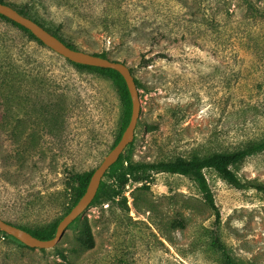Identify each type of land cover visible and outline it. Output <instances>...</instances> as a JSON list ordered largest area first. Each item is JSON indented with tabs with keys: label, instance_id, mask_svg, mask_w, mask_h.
I'll return each mask as SVG.
<instances>
[{
	"label": "rangeland",
	"instance_id": "374dc122",
	"mask_svg": "<svg viewBox=\"0 0 264 264\" xmlns=\"http://www.w3.org/2000/svg\"><path fill=\"white\" fill-rule=\"evenodd\" d=\"M5 1L34 3L84 49L131 68L141 114L125 164L264 137V0H253L257 12L243 0ZM124 94L117 73L78 66L0 16V216L52 230L122 137ZM233 169L249 186L205 169L219 218L187 175L145 171L122 186L105 174L101 184L118 193L102 190L55 247L32 248L0 229V264H223L218 237L236 258L264 264V191L255 187L264 151Z\"/></svg>",
	"mask_w": 264,
	"mask_h": 264
},
{
	"label": "trees",
	"instance_id": "16d2710c",
	"mask_svg": "<svg viewBox=\"0 0 264 264\" xmlns=\"http://www.w3.org/2000/svg\"><path fill=\"white\" fill-rule=\"evenodd\" d=\"M0 1L12 5L17 10H19L22 14L33 18L34 20L39 22L41 25H43L45 28H47L49 31H51L53 34H55L60 39H62L70 47L88 51L84 49L82 45L80 44L77 34L72 32V30H70L69 28H67L64 22H56L54 19L51 20V19L40 16V14H38L37 12V9L35 8L34 3L26 2V3L17 5V4L7 2L5 0H0ZM182 1L186 5L187 3H189L187 0H182ZM243 1L245 4L249 6V8L252 11L257 12V8L254 5L253 0H243ZM0 16L22 27L23 29L28 31L31 36L35 37L37 40L43 43V41L37 38L28 28L13 21L12 19L6 17L5 15L0 14ZM88 52L98 54L104 57H108L107 55L108 52L106 50L102 52H94V51H88ZM74 63L82 67L95 68V69H99L105 72H115L120 76L122 82L124 83V87H125L124 97L127 100L126 119H125V126L121 133V136H122L123 132L125 131V129L127 128L130 122L131 115H132V99H131V95H130V92H129V89H128V86L126 84L124 77L119 71L112 69V68L85 65V64H80L76 62ZM136 82H138L137 78H136ZM259 151H264V137L257 141H250L245 147L240 148V149L227 150V151H213L203 156L201 155H193L191 157L178 156V157H175L169 160H160L156 162H133L132 160H128L127 164H125V162L122 160V155H121L120 158L110 167L106 175H108L111 178H114V180L119 182L120 185L122 186H125L131 179L140 180L139 174L145 171H171V172L187 175L196 181V183L198 184V186L200 187L203 193L206 203L216 211L217 217L219 218L220 211L218 209L217 204L215 203V199L213 196V192H212L209 180L205 174V169L213 168L216 171H218L221 175H223L231 184L235 185L236 187L243 188V187L249 186V184L242 181L239 178V176L233 169V166L242 162L249 155H252ZM92 174L93 172L90 174H87L84 177L83 184L78 189V193H77L73 206L78 202V200L85 193ZM255 187L261 191H264V184H257ZM102 190L107 192L108 199L114 198L115 197L114 195L118 193V192L110 191L109 189L105 187V184L102 183L100 185V188L98 190V193L95 199L99 198L100 192ZM78 219L79 217L75 221H73L70 225H75ZM59 222L53 226L52 230H47V231L45 230L35 231V230L27 229L25 227L23 228L29 230L34 235L40 238H51L56 234ZM174 226L184 227L185 222L183 219H179L174 224ZM3 233L6 235H10L9 233L5 231H3ZM80 239L83 241L82 243H87V241L89 240V234H88L87 229L86 230L84 229V231L80 234ZM217 243L219 245V250L222 254L223 264H249L248 261L246 262L245 260L236 258V256H234L229 251V249L222 243L220 237L217 238Z\"/></svg>",
	"mask_w": 264,
	"mask_h": 264
},
{
	"label": "water",
	"instance_id": "95a60500",
	"mask_svg": "<svg viewBox=\"0 0 264 264\" xmlns=\"http://www.w3.org/2000/svg\"><path fill=\"white\" fill-rule=\"evenodd\" d=\"M0 14L28 28L44 44L69 60L91 66L112 68L124 77L132 99V115L130 122L118 143L108 152L101 164L93 171L85 193L78 202L60 220L56 234L51 238H40L29 230L13 224L0 216V229L19 239L32 248H53L64 236L67 228L89 207L100 188L103 176L120 158L125 148L133 141L135 130L141 114V98L136 78L131 68L124 62L113 60L85 50L70 47L58 36L53 34L33 18L22 14L12 5L0 1Z\"/></svg>",
	"mask_w": 264,
	"mask_h": 264
}]
</instances>
